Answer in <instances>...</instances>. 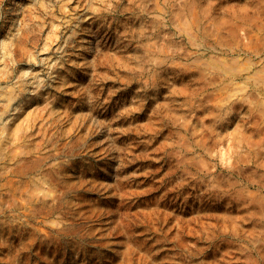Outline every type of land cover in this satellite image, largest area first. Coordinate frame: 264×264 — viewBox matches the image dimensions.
<instances>
[{
  "label": "rangeland",
  "instance_id": "obj_1",
  "mask_svg": "<svg viewBox=\"0 0 264 264\" xmlns=\"http://www.w3.org/2000/svg\"><path fill=\"white\" fill-rule=\"evenodd\" d=\"M0 264H264V0H0Z\"/></svg>",
  "mask_w": 264,
  "mask_h": 264
},
{
  "label": "bare ground",
  "instance_id": "obj_2",
  "mask_svg": "<svg viewBox=\"0 0 264 264\" xmlns=\"http://www.w3.org/2000/svg\"><path fill=\"white\" fill-rule=\"evenodd\" d=\"M87 52H88V49L87 48H85V50L83 51V57H85L86 56V54H87Z\"/></svg>",
  "mask_w": 264,
  "mask_h": 264
}]
</instances>
